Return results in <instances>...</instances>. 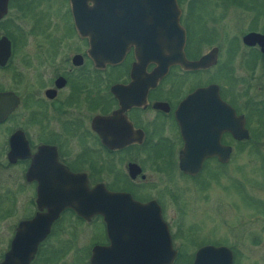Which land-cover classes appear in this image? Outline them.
<instances>
[{
  "label": "flooded vegetation",
  "instance_id": "obj_1",
  "mask_svg": "<svg viewBox=\"0 0 264 264\" xmlns=\"http://www.w3.org/2000/svg\"><path fill=\"white\" fill-rule=\"evenodd\" d=\"M215 1L228 7V0ZM176 3L182 54L200 63L193 69L169 63L173 50L158 44L152 21L130 13L134 0H97L90 34L78 31L72 10L81 17L90 2L0 0V264H166L167 237L169 264H193L208 246L226 248L230 264H245L236 242L243 238L233 228V241L197 234L194 225L183 232L181 178L199 179L208 167L225 173L250 136H264V21L219 17L200 21L199 29L192 21V28L180 21ZM192 31L205 36L200 44ZM227 110L242 117L247 140L222 130ZM189 130L217 136L230 148L228 161L208 157L195 175L184 174L178 161ZM79 186L96 188V210L87 218L66 204ZM53 213L36 243L32 232L43 227L19 229ZM226 261L224 254L208 259Z\"/></svg>",
  "mask_w": 264,
  "mask_h": 264
},
{
  "label": "rangeland",
  "instance_id": "obj_2",
  "mask_svg": "<svg viewBox=\"0 0 264 264\" xmlns=\"http://www.w3.org/2000/svg\"><path fill=\"white\" fill-rule=\"evenodd\" d=\"M228 1V7H223L215 0H181L180 21H191L192 28L194 22L198 29L200 21H218L219 17H222L220 21H249L245 20L249 18L264 21L263 0ZM59 18L63 23L62 18L66 19V15L60 13ZM194 35L192 31L193 43L200 44L205 37ZM250 125L256 134L257 123L251 121ZM249 142L243 145L245 149L233 155L225 173L218 174L217 169L208 167L199 179L181 178L184 189L181 193L186 203L179 207L187 212L183 216V232H190L189 226L194 225L197 234L210 231L215 237L224 235L233 241L235 236L227 234L228 229L232 231L233 228L243 238L236 242H241L239 249L246 257L245 264H264V136H250ZM252 146L260 147L262 151L252 152ZM217 214H220L218 221L221 223L216 221ZM260 235L263 237L261 243L251 244V238Z\"/></svg>",
  "mask_w": 264,
  "mask_h": 264
},
{
  "label": "water",
  "instance_id": "obj_3",
  "mask_svg": "<svg viewBox=\"0 0 264 264\" xmlns=\"http://www.w3.org/2000/svg\"><path fill=\"white\" fill-rule=\"evenodd\" d=\"M76 0H74L75 2ZM132 1V0H131ZM134 0V4L130 5V13H134V18L140 21H152V32L154 28L158 27L156 32L158 38V44L164 45L165 48L173 50L172 54L166 58L170 64L179 63L185 69H193L200 66L199 62H187L182 54V47L184 44V31L179 26L180 10L177 6L176 0H141V4H138ZM82 2H90L91 6H83L81 8L82 16H77L79 10L72 8L75 12L74 23L78 31L86 34L95 33L96 26V9L97 0H82ZM83 19V21L80 20ZM82 29V30H81ZM95 38L92 37L89 42L95 44ZM119 55L121 52L119 51ZM104 61L111 62L114 59L113 54H104ZM195 94H190L185 99V104H190ZM222 130L228 131L231 134L232 139L236 141L247 140L248 133L243 126L242 117L235 116L234 112L230 110L227 117L224 120ZM184 147L179 153L178 168L188 175H195L200 170L201 161L208 157H216L218 162L226 163L229 158V147H222L218 143L217 136H197L193 130L183 133ZM96 194V188L92 190L86 189L84 186H79L77 189L71 188L69 193V200H67V206L81 217L87 218L90 214L96 210L94 196ZM121 199L119 196H112V199ZM122 200V199H121ZM131 207H138L137 204L129 202ZM143 208L144 206H140ZM146 208V206H145ZM57 214L53 213L49 217H38L33 220L23 222L19 225V229L24 227L39 226L43 227L40 230H35L32 235L35 236L34 242H38L39 239L45 234V228L56 219ZM13 240V246L15 244ZM167 258L166 264H169L173 257V251L170 248L169 240L167 237L166 242ZM95 250H93L94 255ZM224 254L227 257L226 264H230L229 251L224 247H204L196 252L193 264H209L208 259L210 257H218Z\"/></svg>",
  "mask_w": 264,
  "mask_h": 264
},
{
  "label": "trees",
  "instance_id": "obj_4",
  "mask_svg": "<svg viewBox=\"0 0 264 264\" xmlns=\"http://www.w3.org/2000/svg\"><path fill=\"white\" fill-rule=\"evenodd\" d=\"M245 144H250L249 139L245 142Z\"/></svg>",
  "mask_w": 264,
  "mask_h": 264
}]
</instances>
